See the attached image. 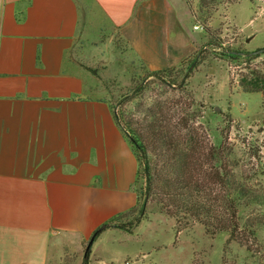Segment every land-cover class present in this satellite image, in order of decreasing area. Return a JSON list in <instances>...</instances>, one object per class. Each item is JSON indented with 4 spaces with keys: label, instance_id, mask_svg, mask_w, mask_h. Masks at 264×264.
I'll list each match as a JSON object with an SVG mask.
<instances>
[{
    "label": "crops",
    "instance_id": "1",
    "mask_svg": "<svg viewBox=\"0 0 264 264\" xmlns=\"http://www.w3.org/2000/svg\"><path fill=\"white\" fill-rule=\"evenodd\" d=\"M177 4L0 0V264H52L138 204L137 157L73 54L112 28L147 69H168Z\"/></svg>",
    "mask_w": 264,
    "mask_h": 264
},
{
    "label": "rangeland",
    "instance_id": "2",
    "mask_svg": "<svg viewBox=\"0 0 264 264\" xmlns=\"http://www.w3.org/2000/svg\"><path fill=\"white\" fill-rule=\"evenodd\" d=\"M177 6L174 64L161 70L163 78L150 77L154 71L112 28L76 49V67L91 95L108 100L115 116L124 115L134 128L153 108L163 111L173 132L179 125L178 140L188 150L186 178L211 184L212 197L246 189L264 200V92L241 86L242 78L264 77V0H179ZM223 49L242 55H222ZM250 53L259 57L249 59ZM136 186L143 188L144 181ZM260 212L263 206L241 214ZM146 213L149 220L133 235L116 228L102 232L89 264H264L262 229L256 237L243 233L240 244L227 233L211 236L199 223L186 226L167 217L156 204L149 203ZM88 244L61 245L52 264H83Z\"/></svg>",
    "mask_w": 264,
    "mask_h": 264
},
{
    "label": "trees",
    "instance_id": "3",
    "mask_svg": "<svg viewBox=\"0 0 264 264\" xmlns=\"http://www.w3.org/2000/svg\"><path fill=\"white\" fill-rule=\"evenodd\" d=\"M221 47V45H218ZM237 58L242 55L233 49H223L222 55ZM254 55V56H253ZM249 59L259 55L250 53ZM165 71L150 72V77L163 78ZM241 86L245 92H264V77L255 75L252 79L242 78ZM139 89V88H138ZM126 95L124 98H128ZM130 101V100H129ZM150 114L137 123L135 128L123 118L116 116L119 126L127 136L139 163L135 183L138 204L125 212L119 213L102 225L99 235L109 229H120L129 235L143 222L149 220L146 206L156 204L162 214L182 220L186 226L199 223L205 227L207 234L214 236L227 233L233 241H242L243 233L257 236L258 230H264V212L244 217L241 212L253 206H263L264 200L257 193L246 189H237L222 198L212 197L211 184H203L193 178L187 179L184 165L188 150L178 140L177 132L169 129L162 119L163 111L153 108ZM142 174V176H141ZM142 177V179H141ZM140 180L144 187L137 189ZM100 228V229H101ZM91 255L88 254V256ZM85 257L83 264H89Z\"/></svg>",
    "mask_w": 264,
    "mask_h": 264
},
{
    "label": "water",
    "instance_id": "4",
    "mask_svg": "<svg viewBox=\"0 0 264 264\" xmlns=\"http://www.w3.org/2000/svg\"><path fill=\"white\" fill-rule=\"evenodd\" d=\"M260 53H261V52H260ZM254 54H259V53H254ZM101 230H102V228L99 229L98 231H96L95 234L93 235V237L91 238V240L89 241V244H88V246H87V250H86V256H87L88 254H90V252H91V248H92V246H93V243L95 242V239H96L97 235L101 232Z\"/></svg>",
    "mask_w": 264,
    "mask_h": 264
}]
</instances>
